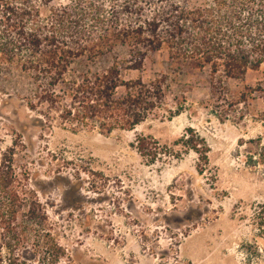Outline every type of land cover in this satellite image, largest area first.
Returning <instances> with one entry per match:
<instances>
[{"label":"rangeland","instance_id":"obj_1","mask_svg":"<svg viewBox=\"0 0 264 264\" xmlns=\"http://www.w3.org/2000/svg\"><path fill=\"white\" fill-rule=\"evenodd\" d=\"M175 70L162 46L126 71L173 79L168 111L104 135L32 110L31 82L0 55V163L24 174L74 264H264V65L215 91L208 68Z\"/></svg>","mask_w":264,"mask_h":264},{"label":"trees","instance_id":"obj_2","mask_svg":"<svg viewBox=\"0 0 264 264\" xmlns=\"http://www.w3.org/2000/svg\"><path fill=\"white\" fill-rule=\"evenodd\" d=\"M59 1L0 0V55L31 82L28 106L46 105L47 121L74 132L109 135L166 113L173 79H125L162 46L175 73L208 68L213 91L216 77L264 65V0ZM102 61L100 70L74 68ZM26 182L0 163V264H74ZM254 222L264 237V204Z\"/></svg>","mask_w":264,"mask_h":264}]
</instances>
